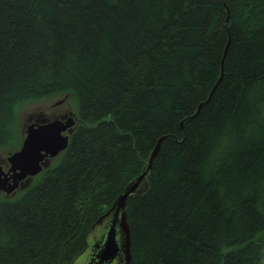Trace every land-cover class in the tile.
<instances>
[{
    "label": "trees",
    "instance_id": "16d2710c",
    "mask_svg": "<svg viewBox=\"0 0 264 264\" xmlns=\"http://www.w3.org/2000/svg\"><path fill=\"white\" fill-rule=\"evenodd\" d=\"M55 99L77 123L0 191V264H72L158 141L129 264H264V0H0V151Z\"/></svg>",
    "mask_w": 264,
    "mask_h": 264
},
{
    "label": "water",
    "instance_id": "95a60500",
    "mask_svg": "<svg viewBox=\"0 0 264 264\" xmlns=\"http://www.w3.org/2000/svg\"><path fill=\"white\" fill-rule=\"evenodd\" d=\"M228 45L229 41L224 50L221 71H223ZM61 103L58 102L57 105ZM73 125L74 119L72 117L67 120L48 122L41 120L37 124L27 125L20 149L6 160L9 164L8 174H10V178H6L0 165V191L9 195L18 188L19 181L34 177L45 169L50 159L55 158L67 148L69 138L64 133ZM159 144L160 141L148 157L140 175L126 185L123 193L116 198L111 208L100 215L88 230L84 241L89 243L93 238V244H97L95 253L101 262L118 258L121 264L130 263L131 242L126 217L127 200L144 191ZM84 254L82 252L78 257Z\"/></svg>",
    "mask_w": 264,
    "mask_h": 264
},
{
    "label": "rangeland",
    "instance_id": "374dc122",
    "mask_svg": "<svg viewBox=\"0 0 264 264\" xmlns=\"http://www.w3.org/2000/svg\"><path fill=\"white\" fill-rule=\"evenodd\" d=\"M57 101H58V99H55V100L50 101V102L31 105V106L25 108L23 111L17 112V114H16L17 123L14 125V130H16V136H15L16 138L11 144L4 147L0 151V165H2V163L6 161L7 157H9L11 154H13L14 152H16L17 150L20 149L21 144H22L24 137H25L24 131H25L26 125L28 124L30 119L32 120V118L39 119L37 116L41 115L40 114L41 109L42 110L44 109V112L47 113L48 115L52 114V112L57 111V110L61 111V112L65 111V108H63V107H59V106L54 107V105H55V103H57ZM38 110H40V111L38 112ZM65 113L68 114V112H65ZM43 115H46V114H43ZM68 138H69V135H68ZM60 157H61V155L59 154L55 158L51 159L49 161V164L47 167L51 168L52 166H54L59 161ZM41 173L42 172H40L38 175L35 176L36 180L41 175ZM32 183L35 184L34 178H32V181L28 186L33 185ZM24 189H25V187L20 188V191L17 192V194L21 195L23 193ZM91 239L93 241V238H91ZM74 264H85V254L78 257L74 261Z\"/></svg>",
    "mask_w": 264,
    "mask_h": 264
},
{
    "label": "flooded vegetation",
    "instance_id": "af4514ba",
    "mask_svg": "<svg viewBox=\"0 0 264 264\" xmlns=\"http://www.w3.org/2000/svg\"><path fill=\"white\" fill-rule=\"evenodd\" d=\"M70 115H72V118L74 119V125L71 128H69L68 130H66V132L64 133L65 135L68 136L72 133V131L74 130L76 123H77L76 116L74 114H71V113L66 114V113L54 111L49 116L43 115L44 118L40 117V116H37L39 119L32 118V120H30L27 125L37 124L41 120H44L45 122L53 121V120H67L69 118L68 116H70ZM1 167H2L4 174L6 175V178H10V174H8V169H9L8 162L7 161L3 162ZM34 177H31V178L28 177V178H25L24 180L19 181L18 189L29 185L32 181V178H34ZM24 184H25V186H23ZM93 242H94V240L90 241L89 243H85V241H84V246H83L82 252L85 253V264H121L119 262L118 258H116L112 261H108V262L107 261L101 262L98 259L97 253H95V249L97 248V244L96 243L93 244Z\"/></svg>",
    "mask_w": 264,
    "mask_h": 264
}]
</instances>
